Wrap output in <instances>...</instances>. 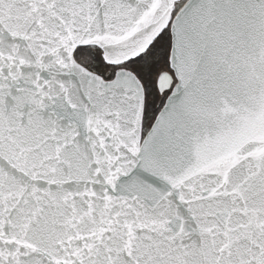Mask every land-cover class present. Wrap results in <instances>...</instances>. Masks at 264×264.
Wrapping results in <instances>:
<instances>
[{"label": "snow or ice", "instance_id": "1", "mask_svg": "<svg viewBox=\"0 0 264 264\" xmlns=\"http://www.w3.org/2000/svg\"><path fill=\"white\" fill-rule=\"evenodd\" d=\"M0 264H264V0H0Z\"/></svg>", "mask_w": 264, "mask_h": 264}]
</instances>
